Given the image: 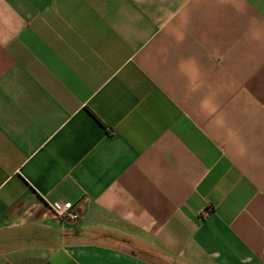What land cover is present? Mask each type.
<instances>
[{"label":"crops","instance_id":"obj_1","mask_svg":"<svg viewBox=\"0 0 264 264\" xmlns=\"http://www.w3.org/2000/svg\"><path fill=\"white\" fill-rule=\"evenodd\" d=\"M0 264H264V0H0Z\"/></svg>","mask_w":264,"mask_h":264},{"label":"built area","instance_id":"obj_2","mask_svg":"<svg viewBox=\"0 0 264 264\" xmlns=\"http://www.w3.org/2000/svg\"><path fill=\"white\" fill-rule=\"evenodd\" d=\"M49 209L54 216L66 222H75L79 218V215L73 210V204L70 202H55L49 204Z\"/></svg>","mask_w":264,"mask_h":264}]
</instances>
